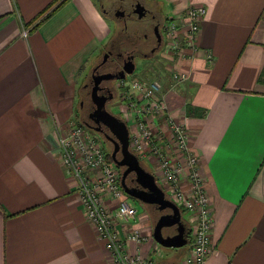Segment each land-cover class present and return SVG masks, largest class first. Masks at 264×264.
Listing matches in <instances>:
<instances>
[{
    "label": "crops",
    "instance_id": "obj_1",
    "mask_svg": "<svg viewBox=\"0 0 264 264\" xmlns=\"http://www.w3.org/2000/svg\"><path fill=\"white\" fill-rule=\"evenodd\" d=\"M152 1L170 19L206 9L198 54L169 60L190 79L165 98L186 124L212 209L205 264H264V0ZM110 30L97 0H0V264H113L58 151L69 122L81 120L78 85ZM188 104L202 116L187 117ZM153 206L137 210L133 225L147 240L128 243L131 254L184 264L189 244L153 239ZM182 221L190 227L185 212ZM117 223L122 235L132 225Z\"/></svg>",
    "mask_w": 264,
    "mask_h": 264
},
{
    "label": "built area",
    "instance_id": "obj_2",
    "mask_svg": "<svg viewBox=\"0 0 264 264\" xmlns=\"http://www.w3.org/2000/svg\"><path fill=\"white\" fill-rule=\"evenodd\" d=\"M205 14L203 6H191L181 18L169 19L165 35L170 38L167 41L171 51L178 54L174 56L184 58L198 54L197 33ZM205 60L209 64L213 61L211 52H206ZM173 72L172 90L176 91L189 81L190 74ZM158 91L157 83L140 80L130 83L129 108L122 114L131 131L129 150L140 162L150 157L157 161L153 175L156 182L162 184L166 198L189 215L190 250L184 264H205L210 253L212 209L203 187L199 160L190 148L186 124L167 113L165 97L158 99ZM149 118L157 123L161 118L166 124L169 136L166 144L154 137L147 124ZM101 142L77 120H71L66 132L58 137L60 163L75 180L81 208L98 238L104 241L113 264H152L149 257L131 254L128 248V243L140 246L147 237L133 225L138 220L137 208L122 190L121 172L107 160ZM184 182H187L186 188L182 187ZM119 220L132 224L124 235L118 229Z\"/></svg>",
    "mask_w": 264,
    "mask_h": 264
},
{
    "label": "flooded vegetation",
    "instance_id": "obj_3",
    "mask_svg": "<svg viewBox=\"0 0 264 264\" xmlns=\"http://www.w3.org/2000/svg\"><path fill=\"white\" fill-rule=\"evenodd\" d=\"M97 3L105 20L111 25V34L94 62L83 90L80 89L82 98L79 106L80 109L86 107L82 109L84 111L80 117L87 129L99 133L112 145L108 137L113 136L107 127L97 124L91 117L96 109L92 101V89L96 87L97 94L107 98V109L116 97L119 82L131 75L126 74L125 70L133 68L134 73L137 59L140 62H148L151 58L160 60L164 51L167 17L162 7L152 0H97ZM117 155V160H120V154ZM128 177L133 180L135 176L131 173ZM164 213L168 212H160V215ZM173 232L174 228L165 229L164 235Z\"/></svg>",
    "mask_w": 264,
    "mask_h": 264
},
{
    "label": "water",
    "instance_id": "obj_4",
    "mask_svg": "<svg viewBox=\"0 0 264 264\" xmlns=\"http://www.w3.org/2000/svg\"><path fill=\"white\" fill-rule=\"evenodd\" d=\"M132 74L133 68L125 70ZM93 102L96 109L91 114L97 124H102L109 130L113 137H108L113 145L110 156L117 168H122L120 185L127 197L139 201L141 204L154 205L161 214L154 222L152 237L157 244L165 248H182L189 244V228L182 221L179 207L166 198L163 190L157 185L153 175L147 172L140 164L137 157L129 150V132L126 123L106 109L107 98L97 94V88L92 89ZM121 159L117 160V154ZM134 174L132 180L138 186H128L126 178ZM186 225V226H185ZM174 228L175 232L164 235V230Z\"/></svg>",
    "mask_w": 264,
    "mask_h": 264
},
{
    "label": "rangeland",
    "instance_id": "obj_5",
    "mask_svg": "<svg viewBox=\"0 0 264 264\" xmlns=\"http://www.w3.org/2000/svg\"><path fill=\"white\" fill-rule=\"evenodd\" d=\"M184 15V14H183ZM183 15L177 16L178 18H181ZM169 17H167V21L166 23L169 21ZM171 20V19H170ZM170 26V24L168 25ZM168 26H166L165 28L168 31ZM111 27V25H110ZM165 33V30H164ZM174 34V32H173ZM164 51L161 54L160 60H156L155 58H151L148 59V62H140L141 60H136V71L134 73H132L131 75H129L123 82H119V87L117 88V94L116 97L114 99V101L108 105L107 107V111L112 113L113 115L117 116L120 120L124 121L125 123L126 120L122 117V114L125 113L127 111V109L129 108V101L127 99V96L130 92V83L133 80H140V81H144L146 83H157L159 85V91L160 92L157 97L158 99H161L160 96H163L165 98H167L169 96L170 93H174V91L172 90V85H173V78H172V74L174 73L173 71L174 68L173 66L170 64L171 61L175 58V54L176 51H171L170 46L168 44L167 39L169 38V36L166 37V35L164 34ZM170 39V38H169ZM107 41L103 42L102 47L106 44ZM101 47V48H102ZM178 55V54H177ZM185 72V71H183ZM84 80H82V82H80V84L78 85V89H81V91L83 90V85H84ZM134 97V94L132 95ZM84 107V106H83ZM167 107V105H166ZM86 109V107H84ZM81 108V109H84ZM82 110V114H83ZM86 111V110H85ZM80 117V116H79ZM78 121V120H77ZM80 123L82 125L83 121L80 120ZM147 124L149 125V127L151 128V131L154 133V137L157 140H160L162 142V144H166L168 142V129L166 127V124L164 123V121L160 118L158 123L154 118H149L147 120ZM85 128H87L84 125ZM89 130V129H88ZM90 131V130H89ZM131 134V131H128ZM90 133L96 137H98L99 141L101 143H103V148L106 152V154H108V156L111 154V152L113 151V146L107 142L102 135H100L99 133L96 134L92 131H90ZM129 134V135H130ZM117 158L119 159V155H117ZM142 164H144L146 166V171L149 172L151 175H154V173L156 172V167H157V161L153 158L150 157L148 161H142ZM123 169H121L122 171ZM157 185L161 188L162 184L160 182H156ZM132 198H130L129 202L131 204H137V210L138 209H142L143 210V204H141L139 201L135 200L136 202L134 203V201L131 200ZM140 203V204H139ZM148 206V205H147ZM147 208L146 210H148L149 213L154 212V209L157 210V208L155 206L153 207H145ZM157 212V211H156ZM159 212V211H158ZM154 213L152 214L154 215H159V213ZM188 245H186L185 247H187Z\"/></svg>",
    "mask_w": 264,
    "mask_h": 264
},
{
    "label": "trees",
    "instance_id": "obj_6",
    "mask_svg": "<svg viewBox=\"0 0 264 264\" xmlns=\"http://www.w3.org/2000/svg\"><path fill=\"white\" fill-rule=\"evenodd\" d=\"M261 82L263 81V78L261 77V79H259ZM186 114H187V116H191V115H197V116H202V114H201V112H198V111H196V110H194L193 108H191L190 107V105L188 104L187 106H186ZM78 123H80V121H79V119H78V121H77ZM81 124V123H80ZM82 125V124H81ZM84 126V125H83ZM107 160L109 161V162H113L112 161V159H111V156L109 155L108 156V154H107ZM140 162V161H139ZM140 164H141V166L146 170L147 168H146V166L144 165V164H142V162H140ZM118 170L121 172V169L120 168H118ZM126 183H127V185L128 186H134L135 184H134V182L131 180V178L130 177H127L126 178ZM158 212V211H157ZM156 212V210H154V212H152L151 214H154V213H157ZM182 210H181V214H182ZM154 217V216H153ZM187 227L189 228V237H190V227L187 225Z\"/></svg>",
    "mask_w": 264,
    "mask_h": 264
}]
</instances>
